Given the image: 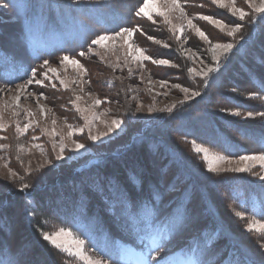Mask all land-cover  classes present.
<instances>
[{
  "label": "rangeland",
  "instance_id": "rangeland-1",
  "mask_svg": "<svg viewBox=\"0 0 264 264\" xmlns=\"http://www.w3.org/2000/svg\"><path fill=\"white\" fill-rule=\"evenodd\" d=\"M130 1H134L130 7L138 2L133 8L132 20L126 8ZM181 2L193 23L213 43L235 44L226 57L221 55L220 71L210 73L207 78L198 73L206 66H213L209 43L188 29L185 21L176 18V13L173 14V23L185 24L183 35L179 32L173 35L162 18L156 17L157 23L154 24L146 18L136 17L135 11L142 0H9L10 6L0 9V66H3L0 89H12L11 92H0V112L5 126L0 130V264H85L43 239V232L51 234L60 228L85 241L86 255L101 258L103 254L104 258L110 257L106 264H119L114 251L118 252L119 247L112 246L118 245L121 235L127 241L139 244L137 234L144 225L131 218L129 210L140 211L145 204L155 209L161 221L177 208L186 212L184 227L168 244L167 251L171 254L174 249H202L206 264H244L247 256L264 257V251L258 247L261 237L255 231L247 230L248 223L264 215V181L254 175L259 164L252 167L251 172H208L202 154L194 152L192 147L193 141L202 145L199 139L205 135L200 127L212 119L232 142L244 144L246 149L243 150L249 151L232 149L230 142L224 139L214 140L213 146H220L225 152L202 145L210 152L227 155L233 161L232 165L221 164L219 167L235 166L241 155L261 154V150L256 149L264 142V118L256 115L249 118L247 112L264 111V100L258 98L264 95L253 91L255 89L246 76L243 77L241 67L236 65L234 68L236 61L233 57L238 50L244 55L245 49L250 66L264 77V64L259 67L253 55L255 51L264 61V24L259 22V16L252 13L246 0H236V6L253 16V20L246 17L240 21L238 16L213 4L212 0ZM199 15L212 16L229 26L240 24L241 32L229 37L227 28L221 31L215 25L200 20ZM90 17L97 20L96 25H104L109 33L121 27L139 26L142 31L135 33L130 42L144 49L146 55L168 59L177 66L156 65L151 61H144L141 66L130 57L125 63V49L121 47L123 41L120 39L106 42L108 49L114 47L111 51L93 46L99 55L87 58L79 57L78 53L69 55L76 56L87 69L83 80L70 65L67 69L61 66L60 58L63 56H53L50 61L42 58L45 54L60 51L68 42L77 43L79 50L85 46L88 48L90 38L102 33L97 28L86 27L84 21H89ZM26 23L30 27L27 28ZM22 27L26 31H22ZM176 36L180 39L177 40ZM55 37L56 40L53 39ZM149 37L169 47L154 43ZM45 61L57 69L67 88L49 73L52 79L44 80V87L35 83L28 86L16 109L19 114L12 115L16 85L31 79L33 69L45 71L40 68ZM189 69L195 71L189 72ZM38 78L44 79L43 76ZM53 83L55 88L51 86ZM218 83L222 86L217 87ZM182 87L189 88L188 99L180 90ZM193 91H199L200 95L191 96ZM28 93H43L47 99L37 102L36 97ZM77 96L81 98L77 100ZM97 99L102 101L98 107L95 106ZM233 99L246 107L231 102ZM40 106L45 108L43 115ZM77 106L82 112L77 111ZM149 107L156 111L149 112ZM167 108H172V111H161ZM25 109L32 112L33 117H26ZM198 111L202 122H198ZM233 111H240L242 115L233 116ZM97 115L99 119H95ZM222 116L246 124L247 130L244 131L248 133L229 128L222 121ZM30 119L33 124L27 132H18L17 124L23 129ZM113 119L120 120L121 124L107 132L105 122L110 123ZM158 127L174 130L163 132L169 145L162 139L158 141L168 146L163 150L164 156L173 157L167 153L171 148L172 155L177 152L175 162L180 165L178 170L175 162L172 165L169 162V167H166V162L156 156V146L147 144L161 133L157 131ZM188 127L200 137L190 139L179 135V130H183V135L188 134ZM70 130L71 137L68 136ZM90 132L92 135L107 134L92 141ZM215 136H218V131ZM74 142L83 143L85 148L76 151ZM61 143L65 145L64 158L57 159ZM122 159L128 162L121 165ZM111 160L115 175L125 182V192H133V208L127 205L129 199H113L112 193L107 192L115 189L122 196L125 192L120 184L105 186L102 178L100 181L99 177L104 176H100L95 167ZM136 162L148 170L144 169L141 174L138 169V175L131 171L127 173L139 167ZM9 169L18 175L11 177ZM175 177L179 178L176 180ZM61 178L64 179L61 181ZM25 182L29 187L20 191ZM137 189L140 192L134 191ZM225 190L230 193V199ZM162 194L169 196L166 200L161 199ZM231 194L243 202L236 201ZM185 202L189 203L187 209ZM150 211L146 209L145 213ZM236 211H241L244 219L237 217ZM97 226L103 228L102 234H98ZM38 247L44 249L43 257L37 253Z\"/></svg>",
  "mask_w": 264,
  "mask_h": 264
},
{
  "label": "snow or ice",
  "instance_id": "snow-or-ice-1",
  "mask_svg": "<svg viewBox=\"0 0 264 264\" xmlns=\"http://www.w3.org/2000/svg\"><path fill=\"white\" fill-rule=\"evenodd\" d=\"M212 3L217 5L221 8H227L229 12L233 16H238L240 21H244L247 17L249 20H253V16H250L248 12H246L243 8L236 6V0H212ZM248 7L251 8L252 13L259 16V22L264 24V0H259L257 3L256 0H246ZM9 0H0V9L9 7ZM176 13L178 16L177 19L186 22V27L188 29L194 30L195 34L202 40H205L210 45V51L212 52V61L213 66H206L205 68L201 69L198 73L201 75L202 78H207L210 73L212 72H219L220 71V64H221V55L227 56L233 48L235 47L234 43H213L210 38L205 34L201 28L197 27L196 24L193 23V18L189 17L188 13H186L184 9V4L181 0H142V3L135 11L136 17L146 18L147 20L151 21L152 23H157L156 17L162 18V21L165 25L169 27V31L176 35L179 32L183 35L185 30V24L176 25L173 23V14ZM198 18L200 20H204L209 22L210 24L215 25L221 31L227 28V36L234 37L237 33L241 32V25L240 24H233L229 26L223 23L219 19H214L212 16L209 15H199ZM141 28L139 26H128V27H121L118 31H113L109 33L105 31L104 33L97 34L93 39H91L90 44L86 50L80 51L78 53L79 57H89L90 55H99L96 51V48H104L106 51H111L113 49H108L106 47V42L116 41L118 39L122 40L123 43L121 45L122 48L125 49V63H127V58L130 57L132 61H138L141 66H143L144 61H151V63L156 65H170L172 67H176L177 65L171 64V61L168 59H158L153 58L145 54V50L140 48L139 46L131 43V39L135 33L141 32ZM150 40H153L154 43L162 44L163 47H169L168 44L163 43L162 41L155 39L153 37H149ZM176 39L179 40L180 36H176ZM96 46V48H93ZM219 50V51H218ZM190 51V49H189ZM103 60V57H101ZM60 64L62 67L67 69L70 65L73 70H75L80 76V79L83 80V76L87 75V69L85 68L84 64L76 56H69L64 55L60 58ZM42 69H46L45 71L41 72L39 69H33L31 71V79L25 80L23 84L16 85V95L13 97L15 102V106L11 109L12 115H18L17 108L20 104L21 95H23L29 85L35 83L44 87V80H51L52 77L60 80L61 85L67 88V84L63 79H60V75L56 68L52 67L48 61H45L44 64L40 66ZM195 69H189V72H194ZM129 72L131 70L129 69ZM49 73L52 74V77L49 76ZM38 76H43V80L39 79ZM111 83V81H109ZM53 88L56 87L55 83L51 85ZM174 87H180V85H174ZM182 92L186 94L185 99H188L189 88L182 87L180 88ZM11 92L12 89H0V92ZM28 95H32L36 97L37 102L39 99H47L43 93L34 94L28 93ZM199 91L191 92V96H199ZM26 98V97H25ZM81 97L77 96L76 99L79 100ZM261 100H264V96L258 97ZM102 103L101 100L97 99L95 101V106H99ZM4 107H7L5 105ZM172 107H175L173 105ZM41 114L45 113V108L40 106L39 108ZM140 109L137 108V111ZM77 111L82 112L81 109L77 106ZM149 112L156 111L154 108L149 107ZM161 111H168L171 112L172 108L162 109ZM26 117H33V113L28 111L27 109L24 110ZM231 115L239 117L242 115L240 111H233ZM256 116H260L264 118V111L256 112L255 114L252 111L247 112V117L252 118ZM86 121L87 118L83 117ZM95 119H99V115L95 117ZM55 124V121L52 122ZM33 124V120H29L27 124L24 125L23 129L17 124V131L18 132H27L28 128L31 127ZM121 124V121L118 119L111 120L110 123L105 122V127L107 132H112L115 128H118ZM71 129V125L68 126ZM5 126L2 122V112H0V130L4 129ZM83 131V129H80ZM97 134L92 135L91 132L89 133V138L92 141H97L100 139L101 135ZM68 136H72V131L68 132ZM264 139V137H262ZM55 147V145H54ZM74 147L76 151L85 148L83 143L74 142ZM192 147L194 152L197 154H202V158L207 166V171L212 173L218 172H235V173H243V172H251L252 167H254L257 163L259 164V169L254 173V175L264 181V150L261 151L259 155H241L239 156L238 160L235 162V166L233 167H225L221 168L219 165L221 164H228L232 165L233 161L227 155H221L219 153L210 152L209 148L203 147L202 145H198L195 141L192 142ZM65 145L63 143L60 144V153L57 156V159H63ZM7 167V165H6ZM9 175L11 177H16L18 174L17 172L9 169ZM23 179V177H21ZM29 187L27 182L23 183L20 191H24ZM159 198L158 196L156 197ZM264 203V202H262ZM146 209H151L150 212L145 213ZM237 217L244 219V215L241 211H236L234 213ZM129 215L131 218L139 220L143 223V228L140 229V240L141 243L144 244L145 250L142 252V259L138 262V264H178L177 261L173 259V255L167 251L168 244L170 239L180 231L181 228L184 227L187 216L186 212L181 211L179 208L174 210V213H170L169 216L161 221L158 219L157 213L155 209L151 208V205L145 204L142 206L140 211L129 210ZM264 220V215L261 216L260 219H253L250 223L247 224V230L249 232L255 231L261 239L258 240V247L262 251H264V223L261 222ZM43 239L45 241L50 242L56 249L61 250L63 252L68 253L69 255H73L78 257L79 259L83 260L85 264H106V260L109 258H104L103 254H101V258H93L85 254L84 251V244L85 241L73 235L71 231H67L64 228H60L58 231H55L51 234L48 232L42 233ZM193 258L187 262V264H206L205 260L203 259L204 251L202 249H194ZM244 264H264V257L260 259L255 258L254 256H247Z\"/></svg>",
  "mask_w": 264,
  "mask_h": 264
},
{
  "label": "trees",
  "instance_id": "trees-1",
  "mask_svg": "<svg viewBox=\"0 0 264 264\" xmlns=\"http://www.w3.org/2000/svg\"><path fill=\"white\" fill-rule=\"evenodd\" d=\"M134 4V1H130V5H129V3L126 5V8H127V11H128V13H127V15L129 16V18L132 20V18H133V12H134V10H133V8L134 7H136V5L138 4V2L136 3V5L134 6V7H130L131 5H133ZM85 8H88V7H85ZM125 8V6L123 7V9ZM88 9H90V8H88ZM84 16H88L89 14H86V13H82ZM90 20L89 21H84V23H85V25H86V27L87 28H90V29H92V28H97V30H98V32L99 33H103V32H105V29H104V25H101V24H99V25H96V22H97V20H94L92 17H90L89 18ZM62 24H63V28H64V23L63 22H61ZM60 23V24H61ZM25 26H27V27H30V25H28V23H26V24H24ZM264 27V26H263ZM23 28V27H22ZM90 38V36L89 37H87V39H89ZM91 39H93V38H90V41H91ZM86 48H87V46H85V48L83 49V50H86ZM83 50H79V45L77 44V43H72V42H68L65 46H63V48L60 50V51H58V52H56V53H52V54H45V55H43V57L42 58H44V60H51L52 59V57L53 56H56V57H58V56H64V55H77L76 53H79L80 51H83ZM241 50H238L237 52H235V54H234V57H233V59H235V65H234V68H237V66L236 65H238L239 67H241V70L243 69V71H244V73H242L243 74V77L244 76H246V78L249 80V82H250V84H251V86L252 87H254V89L255 90H253L255 93L256 92H260L261 94H263L264 95V77H262L259 73H258V71H256V70H254V68L253 67H251L250 66V64L248 63V61L250 60V58H248V57H246V53H247V51L245 50V49H243V51H244V55L242 54H239V52H240ZM254 58L258 61V64H259V67H260V65H262V64H264V61L262 60V58H261V56L259 55V54H257L255 51H254ZM56 57H54V58H56ZM10 60V59H9ZM28 60V59H27ZM233 61V60H232ZM36 62V61H35ZM39 63V62H38ZM38 64H35V66H37ZM245 78V77H244ZM221 80V79H220ZM219 80V81H220ZM218 86L217 87H220V86H222L220 83H218L217 84ZM231 102H233V103H235V104H237V105H242L241 103H239L238 101H236L235 99H233V100H230ZM229 101V102H230ZM236 101V102H235ZM203 106V105H202ZM243 107H246L245 105H242ZM198 116H199V118H198V122H202V119H200V118H202V116L200 115V112L198 111ZM222 121L230 128H233L236 132H240V133H243V134H247L248 132H246V131H244V130H247V126H246V124H243V123H240V122H237L236 120H233V119H228V118H224L223 116H222ZM182 121L184 122V119L182 118ZM204 123V127H200L201 129H203V131H204V135H205V137H201V139H199V142L202 144V145H210V146H213V141L214 140H216L217 142H219L221 139H224V140H226V141H228V142H230V144H231V148L233 149V148H235V149H239L240 147H244L245 148V145L244 144H237V142H235V141H231V139H230V137L227 135V133H225V132H223L218 126H217V124L212 120V119H209V124H211L212 125V127L210 128L209 127V124L208 123H205V122H203ZM187 126V125H186ZM176 129V128H175ZM251 130H254L255 128H250ZM167 129H163V128H160V127H158L157 128V131H161V133L160 134H158V137H153V136H151V137H153L152 138V140L151 141H149L147 144H149V145H152V146H156L155 147V150H156V156L158 157V158H161L164 162H166V167H169V162L171 163V165L173 164V162H175V159H176V157H177V152H174V154L172 155V153H171V149L173 150V148H171L170 149V152H168L167 151V153H169V154H171V156H173V157H170V155H167L166 154V156H164V153H163V150L165 151V149L167 150L168 148V146H166L164 143H162V142H160V141H158V140H163L164 142H166V140L164 139V131H166ZM188 130H189V133L188 134H186V135H183L182 134V131L183 130H179L178 132L180 133L179 135H182V136H185L186 138H190V139H198L200 136L199 135H196L194 132H193V130H191V128H189L188 127ZM209 130H213V132L212 133H208V131ZM167 131H169V132H166V133H170V132H172V131H174V130H167ZM184 131H186V129L184 130ZM216 131H218V136H215L216 135ZM184 133V132H183ZM167 143V142H166ZM168 144V143H167ZM169 145V144H168ZM240 147H239V146ZM260 146V145H259ZM258 146V147H259ZM113 160V159H112ZM112 160H111V162H109V163H106V164H104L103 166H101V165H98V166H96L95 168H96V170H97V173L98 174H100V176H104V177H99L100 178V181H101V178H102V181L104 182V185L106 184H109V185H107V186H116V184L118 185V184H120L121 185V187H123L124 188V190L126 191V185H125V182L123 181V180H120V179H118V177L115 175L116 173H114V171H113V169H112V166H111V164H112ZM170 160V161H169ZM120 162H121V165H124L125 163H127L128 161H126V160H124V159H122V160H120ZM119 162V163H120ZM176 163V167L177 168H175V169H177L178 170V168H179V164H177V162H175ZM136 164H139L138 162H136ZM127 166V165H126ZM144 167V168H143ZM143 167H141V165L139 164V167H137V169L136 170H128L127 171V173L129 172V171H131L134 175H138V169H140L141 170V174L142 173H144V169H147L145 166H143ZM144 170V171H143ZM148 170V169H147ZM165 169H162V171H164ZM92 171H93V169H92ZM181 173H184V172H181ZM147 174V173H146ZM148 175H150V173L148 172ZM151 176V175H150ZM84 177H87V176H84ZM142 177V176H141ZM152 177V176H151ZM179 177H175V179L177 180ZM64 179V178H63ZM62 178L60 179L61 181L63 180ZM222 180V179H221ZM220 180V181H221ZM219 181V180H218ZM147 182V180L145 179V182L144 183H146ZM215 182H217V181H215ZM53 184V183H52ZM105 185V186H106ZM137 185H138V183H137ZM130 186H131V184H130ZM199 186V185H198ZM129 187V185H127V188ZM225 189V188H224ZM128 190V189H127ZM108 191H110L111 193H112V197H113V199H115V198H117V200H120V201H123V198H126V199H129V201H133V202H135V197H134V195H133V192L132 191H130V190H128L125 194H123L122 196L119 194V193H117V192H115V189L113 190V189H108L107 190V192ZM135 192H140V190L139 189H137V190H134ZM226 191V190H225ZM106 192V191H105ZM226 193H227V195H228V198L230 199L231 197H230V193L229 192H227L226 191ZM189 195V194H188ZM82 196V195H81ZM109 196V195H108ZM168 196H169V194H162V197H161V199L162 198H168ZM108 200H110V196H109V198H108ZM188 205H189V203H187L186 204V209L187 208H189L188 207ZM127 229V228H126ZM129 229V228H128ZM129 231L130 232H132V229H129ZM43 250L44 249H42L41 247L39 248L38 247V251H37V253L39 254H41L42 255V257H43ZM36 253V254H37Z\"/></svg>",
  "mask_w": 264,
  "mask_h": 264
}]
</instances>
